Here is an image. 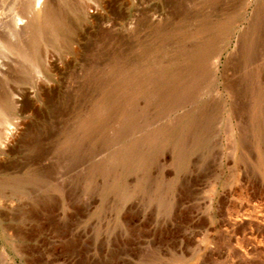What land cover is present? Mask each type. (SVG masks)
I'll use <instances>...</instances> for the list:
<instances>
[{
	"label": "rangeland",
	"instance_id": "rangeland-1",
	"mask_svg": "<svg viewBox=\"0 0 264 264\" xmlns=\"http://www.w3.org/2000/svg\"><path fill=\"white\" fill-rule=\"evenodd\" d=\"M120 1L129 12L128 35L138 13L134 0ZM258 1L248 6L245 18ZM154 4L159 19L167 8L159 1ZM21 5V0H0V21L5 24H0V32L13 42L29 33L24 28L28 18L17 21ZM88 13L86 19L70 14L75 36L66 48L44 45L40 50L45 62L53 58L55 69L44 78L42 89L29 87L27 94L15 98L19 104L14 117L2 128L8 139L0 146V264H264V137L255 140V147L243 129L245 116L232 114L231 99L222 88L233 77L221 70L236 37L221 44L211 59L221 113L209 146L191 157L184 172L174 170L165 147L156 164L124 174L116 189L104 192L102 175L88 166L119 144L74 164L64 140H50L68 119L70 125L74 122L75 113L87 114L91 101L99 97L94 93L86 99L87 91L79 89L83 55L93 32L90 17L103 11L93 7ZM244 27L237 22L238 30ZM131 42L136 45L137 38ZM16 61L12 55L5 58L0 47V92L15 86L20 77ZM23 109L27 112L19 113ZM33 138L51 152L39 155L37 146L30 147ZM156 179L164 186L166 205L152 198ZM18 180L19 185L13 183Z\"/></svg>",
	"mask_w": 264,
	"mask_h": 264
},
{
	"label": "bare ground",
	"instance_id": "bare-ground-1",
	"mask_svg": "<svg viewBox=\"0 0 264 264\" xmlns=\"http://www.w3.org/2000/svg\"><path fill=\"white\" fill-rule=\"evenodd\" d=\"M21 1L17 21L28 18L27 38L13 42L0 32L2 54L17 59L20 74L15 86L0 92L2 148L8 139L2 128L10 126L19 104L15 98L27 94L29 87L42 89L44 78L49 79L55 69L53 58L52 63L45 62L40 50L44 45L66 48L75 36L70 14L86 19L93 7L103 14L90 17L93 32L83 55L79 89L87 91L86 99L94 93L99 97L91 101L87 114L75 113L74 122L70 125L68 119L50 140L55 143L58 140L53 138L61 137L74 164L119 144L105 159L88 166L102 175L104 192L116 189L124 174L156 164L165 147L171 151L174 170L184 172L191 157L209 146L221 113L211 59L232 36L235 46L221 72L233 77L222 88L231 99V113L245 116L243 129L254 143L264 137V0L254 4L249 18L244 14L254 0H134L138 15L128 35L129 12L120 0H57V5L53 0ZM156 1L167 8L159 19ZM237 22L245 27L238 30ZM131 37L137 38L134 46ZM186 107L183 115L172 116ZM167 118H171L168 123L156 126ZM243 129L241 136L246 138ZM37 142L33 138L30 147L35 145L39 155H47L50 150ZM153 185L152 198L166 205L164 186L157 179ZM141 189L147 192L143 185Z\"/></svg>",
	"mask_w": 264,
	"mask_h": 264
}]
</instances>
